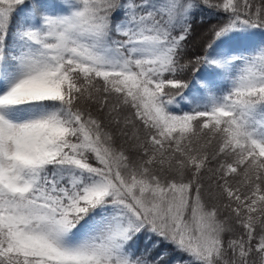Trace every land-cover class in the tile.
Here are the masks:
<instances>
[{"label":"snow or ice","instance_id":"1","mask_svg":"<svg viewBox=\"0 0 264 264\" xmlns=\"http://www.w3.org/2000/svg\"><path fill=\"white\" fill-rule=\"evenodd\" d=\"M142 235L264 264V0H0V264H163Z\"/></svg>","mask_w":264,"mask_h":264},{"label":"trees","instance_id":"2","mask_svg":"<svg viewBox=\"0 0 264 264\" xmlns=\"http://www.w3.org/2000/svg\"><path fill=\"white\" fill-rule=\"evenodd\" d=\"M215 2V0H214ZM226 17L223 13H216L215 9L201 8V10L193 14L191 24L192 31L186 41L185 54L183 56V61L194 60L196 56L203 55L206 45L212 40L213 26H219L224 23ZM17 23V17H13L12 27L14 28ZM182 61V62H183ZM195 67V65H194ZM200 73L194 72L192 69L184 74L183 78L186 79L190 88L185 90V95L191 98L192 96V81L194 78L202 75L204 72L203 66H200ZM193 107L192 104L180 101V107L176 109L177 113L183 111H190ZM95 114V113H94ZM115 144L117 148H124L126 151L128 145L125 143V138L117 135L115 138ZM157 237H153L152 241L145 243V236L142 235L137 244V253L138 254H149L150 259H154L159 253H166L163 264H173L176 260H187L188 258L183 254L175 251V249L168 244H165L163 241H160V247L154 248L153 245L157 241Z\"/></svg>","mask_w":264,"mask_h":264}]
</instances>
